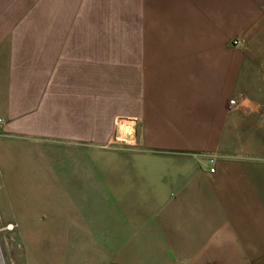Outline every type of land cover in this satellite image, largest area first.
I'll use <instances>...</instances> for the list:
<instances>
[{
  "label": "crops",
  "instance_id": "crops-1",
  "mask_svg": "<svg viewBox=\"0 0 264 264\" xmlns=\"http://www.w3.org/2000/svg\"><path fill=\"white\" fill-rule=\"evenodd\" d=\"M0 118L28 264H264V0H0Z\"/></svg>",
  "mask_w": 264,
  "mask_h": 264
},
{
  "label": "rangeland",
  "instance_id": "rangeland-1",
  "mask_svg": "<svg viewBox=\"0 0 264 264\" xmlns=\"http://www.w3.org/2000/svg\"><path fill=\"white\" fill-rule=\"evenodd\" d=\"M118 117L116 118L117 121ZM115 121V123H116ZM133 122V119H129ZM119 124V123H118ZM134 124V122L132 123ZM132 124L130 125L131 127ZM116 125V133L118 135ZM115 133V134H116ZM129 137V136H128ZM37 161H31L28 163V170H31L33 173H24L21 184L26 186H43L48 189H57L60 187L59 178L61 185L62 184V173H40V166ZM46 172V169H44ZM50 172V170H49ZM97 174L99 182L101 181V176H104L103 173ZM1 193V190H0ZM50 194L54 203L58 205V194ZM70 201V200H69ZM61 202V201H60ZM8 216L0 214V264H28L26 258L28 254V243L22 240V233L20 231L21 227L8 225ZM50 226V225H49ZM56 227V226H54ZM39 245L40 243H33ZM68 244V243H67ZM72 245V242L69 243ZM49 248L56 249L57 243H48ZM51 248V250H53Z\"/></svg>",
  "mask_w": 264,
  "mask_h": 264
},
{
  "label": "built area",
  "instance_id": "built-area-1",
  "mask_svg": "<svg viewBox=\"0 0 264 264\" xmlns=\"http://www.w3.org/2000/svg\"><path fill=\"white\" fill-rule=\"evenodd\" d=\"M235 43H240V41L238 39H234ZM243 101H241V99L238 98H232L230 99V103H229V110L233 111L234 109L238 108L239 106L243 105ZM3 119L0 118V124H2ZM135 123V122H134ZM129 136V137H128ZM128 139L127 138H119L118 135H116L115 141H118L120 143H125V144H136L137 143V135H136V128H132L130 133L128 134ZM211 172L215 171L214 167L210 168Z\"/></svg>",
  "mask_w": 264,
  "mask_h": 264
},
{
  "label": "bare ground",
  "instance_id": "bare-ground-1",
  "mask_svg": "<svg viewBox=\"0 0 264 264\" xmlns=\"http://www.w3.org/2000/svg\"><path fill=\"white\" fill-rule=\"evenodd\" d=\"M132 127L124 122H119L118 125V137L121 138H127L128 134L130 133Z\"/></svg>",
  "mask_w": 264,
  "mask_h": 264
}]
</instances>
